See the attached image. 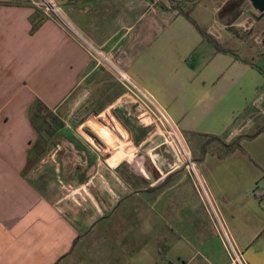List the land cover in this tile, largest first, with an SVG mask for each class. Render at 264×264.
<instances>
[{
	"label": "crops",
	"instance_id": "obj_1",
	"mask_svg": "<svg viewBox=\"0 0 264 264\" xmlns=\"http://www.w3.org/2000/svg\"><path fill=\"white\" fill-rule=\"evenodd\" d=\"M46 1L59 15L32 34V17L36 9L45 13ZM197 1H185L192 17L222 44L216 23L197 14L208 0ZM161 2L167 5L0 0V264H234V252L246 264H264V198L252 195L264 185V101L255 106L264 91V70L255 62L264 53L246 45L254 43L248 35L242 55L218 53L185 17L161 10ZM245 10L242 17L259 15L249 3ZM119 54L128 60L133 86L150 95L184 151L164 147L152 132L167 130L161 117L153 127L117 112L120 130L137 140L133 157L122 159L120 151L116 165L101 157L92 162L80 140L79 146L61 140L70 134L67 120L74 122L70 112L61 117V144L33 167L58 173L68 194L55 196L26 173L38 140L30 107L40 99L68 114L72 97L103 70L96 59ZM119 101L116 96L109 108ZM206 136L239 145L205 148ZM150 144L147 156L160 162H137Z\"/></svg>",
	"mask_w": 264,
	"mask_h": 264
},
{
	"label": "rangeland",
	"instance_id": "obj_2",
	"mask_svg": "<svg viewBox=\"0 0 264 264\" xmlns=\"http://www.w3.org/2000/svg\"><path fill=\"white\" fill-rule=\"evenodd\" d=\"M199 1L202 0H198L197 2ZM222 1L224 0L205 1L197 13L198 16L200 17L199 19L202 22L216 23L217 31L215 32V35L217 36L218 39L221 40L222 45L224 47L229 49H235L237 52L241 53L242 55V35L245 36L248 35L249 37L252 38L250 41L254 43L246 44V45L256 46L257 49L261 50L264 53V46L262 45V40H261L263 36L259 30V27H263V26L261 23H257L258 21L254 17L247 18L246 15L243 17L241 16L235 22V26H234L235 30H229L227 28V23L231 22V19L226 20L220 17V13L222 11L223 6H226L227 4L230 3H234L236 0H229L227 4L225 3V5L220 7L218 13H216L215 17H213L212 13L215 12V10L220 6ZM164 2H166L169 7L171 6L170 0H164ZM248 3L249 2L247 1L246 5H248ZM188 5H192V4L186 5V3H184L185 9H187ZM45 6H46V2L45 5H43V7L45 8ZM245 23H247V27L249 28V30L253 28L251 32L243 30L244 28L242 27V25H244ZM237 36H240L239 37L240 39H238ZM244 57L250 58V56H247L245 54ZM96 61H98L99 64L100 63L103 64V66H100L103 68V70H101V72H99L97 76L92 77V80L88 82L87 86L83 89L82 94L76 93V95L72 97L70 101L71 109L69 110L68 114H66L67 112L66 113L57 112V114L60 117L62 118L65 117V120H67L66 117L71 113H73L72 117L74 118V122L67 120L70 127L69 136L66 134L64 135L65 133L64 130H61V132H59V135H61V137L64 135L61 138L62 141L65 140L68 142L70 141L76 142V139H78L82 143H84L86 147L91 151L92 154V156L90 157L91 161L93 160V158L97 159V157H101L102 162H104L108 158V163L112 165H116L122 159H124L126 155L129 156L127 159L130 160L132 159L133 157L132 149L136 146L137 143V140L132 139V135L129 133L127 129L125 130L127 131L128 135H125L120 130V128L123 127L124 125L118 122L119 118L117 112H119L120 116L123 117H128L127 116L128 112H130L132 114L130 118L134 119L137 122L142 121V119L144 120L147 119L146 122L153 125V127H155L156 125L153 123L154 117L156 118L161 117V114L159 109L155 105L156 103L154 104L151 102L153 101L152 98L147 92L144 91L143 88H141V90H139L140 87L131 88L124 81L121 74L126 75L125 72L127 71V64H128V60L125 55L123 56L122 54H119L118 57L116 55V58H114L111 61L105 59H96ZM255 63L264 70V59L262 57L261 58L259 57ZM128 88L133 89L135 93L133 94L132 92H130ZM116 96H119L121 102L119 101V103L116 104L117 108H114L112 110L109 108V104L111 102H115ZM84 102L86 104H83ZM121 106H123V108H121ZM148 111L151 112L152 116L148 113ZM123 112L125 113L124 115ZM93 119L97 120L100 125L105 126L106 131L110 130L114 134V136L118 138L117 141L115 140L117 142L116 146L114 144L113 146L111 145L109 146L108 142L105 141L100 135H98L97 132L88 124V122ZM163 121L166 124L164 119ZM166 127L167 130L162 129V131L161 130L158 131L157 128H154L152 132L153 133L159 132L158 137H161L162 139L161 142L165 143L164 147H169L170 150L176 148L178 150L181 149V151H184L179 140H177L174 137V133H172V130L170 129L168 124H166ZM168 131L171 132L172 135ZM137 136L138 134H136V137ZM131 142L133 144H131ZM156 142L158 143L159 141H155L154 144H157ZM75 145L79 146L77 142ZM150 146H152V144L140 148L141 152L138 154L139 157L136 159L137 162L144 163L146 165L151 164L155 161L156 163L160 162L159 161L160 157L157 155L152 156V158H150V156H147ZM51 151L52 148L45 154L44 158L48 157ZM120 151H123L122 159L118 160L113 158L117 156V153H119ZM36 169L37 168H33L31 170L30 168H28L26 170V173L29 176H31V178H33L35 181H38V183L42 185L47 192L48 191H50L51 193L53 192L55 196L68 194L67 190H62V188L60 187L62 185L58 181L61 178L60 179L58 178L59 177L58 173L53 171L52 168H50L48 172L47 169L45 172H42V170L38 172V170ZM108 226L109 224L106 223L99 228L106 229L108 228Z\"/></svg>",
	"mask_w": 264,
	"mask_h": 264
},
{
	"label": "trees",
	"instance_id": "obj_3",
	"mask_svg": "<svg viewBox=\"0 0 264 264\" xmlns=\"http://www.w3.org/2000/svg\"><path fill=\"white\" fill-rule=\"evenodd\" d=\"M171 6L168 7L164 3H159L158 6L163 11H175L178 15L185 17L202 35L204 40L211 43L218 53L230 54L236 56L232 49L224 47L221 43L216 40L207 29L201 27L197 21L192 17L193 8L185 9L183 2H177L175 0H170ZM7 5H13L15 3H5ZM48 19L45 13L36 9L34 16L32 17V30L31 33H36L42 24ZM102 109V108H101ZM29 117L33 128L38 134V140L36 144L32 147L29 155V166L31 170L36 166L37 162H40L45 154L53 147L61 144V135L59 132L64 129L65 123L62 121L61 117L57 112L50 109L42 100L35 99L29 110ZM259 133H255L248 138H254ZM208 140L205 142V148L209 146L212 142H220L224 147L233 148L238 144L239 141L227 145L220 137L217 136H206ZM239 145V144H238ZM65 258V257H64Z\"/></svg>",
	"mask_w": 264,
	"mask_h": 264
},
{
	"label": "flooded vegetation",
	"instance_id": "obj_4",
	"mask_svg": "<svg viewBox=\"0 0 264 264\" xmlns=\"http://www.w3.org/2000/svg\"><path fill=\"white\" fill-rule=\"evenodd\" d=\"M244 3H243V0H236L234 3H230V4H227L225 7L222 8V11L220 13V17L223 18V19H226V20H230L231 19V22L234 20V19H238L242 16V14L245 13V9L246 7H244ZM248 10V9H247ZM263 21V20H262ZM261 21V22H262ZM261 22H257V23H261ZM230 22H228L227 24H229ZM264 32V31H263ZM238 33V32H237ZM238 38L240 36H237ZM105 114V113H104ZM103 114V115H104ZM98 121L93 119V120H90L88 122V124L97 132L98 135H100L102 138L103 137H106V136H109V137H112V139L115 141L118 140V138H116L114 136V134L111 132V131H106V127L103 126V125H100L99 122L97 123ZM108 129V128H107ZM110 134H108V133ZM112 135V136H111ZM115 141V143H117ZM117 145V144H116ZM120 160V159H118Z\"/></svg>",
	"mask_w": 264,
	"mask_h": 264
},
{
	"label": "built area",
	"instance_id": "obj_5",
	"mask_svg": "<svg viewBox=\"0 0 264 264\" xmlns=\"http://www.w3.org/2000/svg\"><path fill=\"white\" fill-rule=\"evenodd\" d=\"M52 14L59 15L58 9L54 6L53 3L46 1L45 15L47 17H51ZM94 51H96V50H94ZM121 75H122L124 81L128 84V86L131 87V88L132 87L134 88L131 80L125 74H121ZM131 88H129L130 91H133ZM263 101H264V91L261 93L260 97L255 101V106L257 108H261V105H262ZM163 119L165 120L166 123H168V121L165 118V116L161 114L162 122H164ZM168 126H169V124H168ZM174 137L178 140V138H177V136L175 134H174ZM179 142H180V140H179ZM180 144H181V142H180ZM252 195H254L259 200H262L264 198V185L258 186L257 188H255L253 190V192H252ZM234 264H246L243 261L242 257L240 255H238V253H236V252H234Z\"/></svg>",
	"mask_w": 264,
	"mask_h": 264
},
{
	"label": "water",
	"instance_id": "obj_6",
	"mask_svg": "<svg viewBox=\"0 0 264 264\" xmlns=\"http://www.w3.org/2000/svg\"><path fill=\"white\" fill-rule=\"evenodd\" d=\"M175 1L183 2V1H191V0H175ZM245 1H248L252 7V10L257 12L259 15L252 13V12L250 14L253 15V17H255V19L258 22H261L262 20H264V0H243V3ZM248 13H249V11H248ZM235 20H233V21H235ZM230 30H235V29L233 27H230ZM262 45L264 46V32H263Z\"/></svg>",
	"mask_w": 264,
	"mask_h": 264
},
{
	"label": "bare ground",
	"instance_id": "obj_7",
	"mask_svg": "<svg viewBox=\"0 0 264 264\" xmlns=\"http://www.w3.org/2000/svg\"><path fill=\"white\" fill-rule=\"evenodd\" d=\"M103 139H104L105 141L108 142L109 146H110V145L113 146V144L116 146V143H115V141L112 139V137L106 136V137H103ZM105 141H104V142H105Z\"/></svg>",
	"mask_w": 264,
	"mask_h": 264
}]
</instances>
